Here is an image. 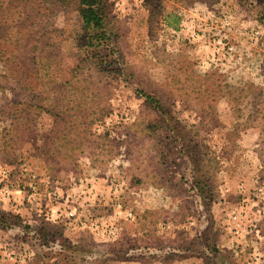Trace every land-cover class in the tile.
Segmentation results:
<instances>
[{
    "label": "rangeland",
    "instance_id": "1",
    "mask_svg": "<svg viewBox=\"0 0 264 264\" xmlns=\"http://www.w3.org/2000/svg\"><path fill=\"white\" fill-rule=\"evenodd\" d=\"M31 1L0 0V264H264V0H108L92 45Z\"/></svg>",
    "mask_w": 264,
    "mask_h": 264
},
{
    "label": "trees",
    "instance_id": "2",
    "mask_svg": "<svg viewBox=\"0 0 264 264\" xmlns=\"http://www.w3.org/2000/svg\"><path fill=\"white\" fill-rule=\"evenodd\" d=\"M62 6H69L77 13L78 24L85 44L92 45L96 41L105 44L108 38L107 18H108V0H58ZM37 5L36 7H33ZM12 8H15V24L23 25L26 20L32 21L28 27L23 26L21 29H32L35 27L33 21L42 15L41 3H35L31 0H15ZM41 9V10H40ZM46 14V13H45ZM7 37V34H6ZM22 113V112H21Z\"/></svg>",
    "mask_w": 264,
    "mask_h": 264
}]
</instances>
